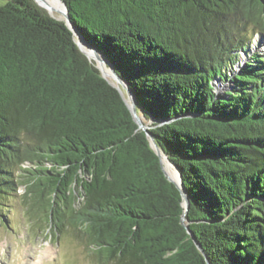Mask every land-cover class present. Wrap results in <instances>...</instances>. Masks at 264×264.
<instances>
[{
	"label": "trees",
	"instance_id": "1",
	"mask_svg": "<svg viewBox=\"0 0 264 264\" xmlns=\"http://www.w3.org/2000/svg\"><path fill=\"white\" fill-rule=\"evenodd\" d=\"M61 1L182 174L206 256L121 94L35 0L0 6V218L23 187L31 222L98 264H264V56L235 68L264 0Z\"/></svg>",
	"mask_w": 264,
	"mask_h": 264
},
{
	"label": "rangeland",
	"instance_id": "2",
	"mask_svg": "<svg viewBox=\"0 0 264 264\" xmlns=\"http://www.w3.org/2000/svg\"><path fill=\"white\" fill-rule=\"evenodd\" d=\"M9 1L0 0V6ZM48 14L57 20L65 21L61 10H57L55 15L51 11H48ZM248 37L252 39L248 44V53L240 52L241 56L235 67L238 72L241 66L248 62L250 56L256 53L264 56V37L255 34L254 29L250 27ZM218 81L219 78L215 81L217 93L232 88L230 82L220 80L222 86H218ZM143 121L146 125L151 123L145 118ZM168 171L176 179V170L171 167ZM22 194L24 188L20 187L17 196L4 200L2 204L5 221L0 218V264H98L93 260L92 252L87 245L72 233L68 232L56 240L49 226L40 227L31 222L26 215Z\"/></svg>",
	"mask_w": 264,
	"mask_h": 264
},
{
	"label": "water",
	"instance_id": "3",
	"mask_svg": "<svg viewBox=\"0 0 264 264\" xmlns=\"http://www.w3.org/2000/svg\"><path fill=\"white\" fill-rule=\"evenodd\" d=\"M35 1L42 8L41 4H39V0H35ZM57 1H59L64 7V11H62V13L65 16L66 25L73 32L79 49L88 57V59L91 62H94L96 64V67L101 72L102 77L104 79H106L121 94L127 108L129 109V111L133 117V120L136 122L138 127L146 133V135L150 141L151 147L154 149L156 154L160 157V164H161V167H162L164 174L166 175L168 180L170 182L174 183L176 185V187L180 190V193H181L182 199H183V205L185 207V214L182 218V224L186 227L188 233L193 237L197 248L201 251V253L204 256H206L202 246L196 241V239L193 236L192 232L190 231L189 225L187 223L186 214L190 208V199L187 195V191H186L185 186L183 184L182 174L180 173L179 169L169 161L168 156H166L162 152V150L158 147V145L156 144L154 137L149 132V126L146 125L143 121L145 117L143 115V112L138 108L136 96L131 91V88H130L128 82L125 81L116 72L113 64L110 62L109 59H107L104 55H102L100 52H98V50L94 46L89 45L85 41L84 37H82L79 34L78 30L76 29V27L72 23L71 18L68 14L66 5L61 0H57ZM48 11H51V10L47 9V12ZM85 48H87V49H85ZM218 82L219 83H217V85L222 86L220 83V79ZM214 85L216 87V84H214ZM171 167H173L176 170V173H175L177 175L176 179H174L171 176L172 174L168 171V169H170Z\"/></svg>",
	"mask_w": 264,
	"mask_h": 264
},
{
	"label": "bare ground",
	"instance_id": "4",
	"mask_svg": "<svg viewBox=\"0 0 264 264\" xmlns=\"http://www.w3.org/2000/svg\"><path fill=\"white\" fill-rule=\"evenodd\" d=\"M41 6H43L44 8L51 10L52 14L55 15L57 10H61L64 11V7L63 5L57 1V0H39ZM87 49V48H85ZM174 179V175H171Z\"/></svg>",
	"mask_w": 264,
	"mask_h": 264
}]
</instances>
